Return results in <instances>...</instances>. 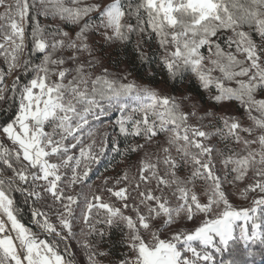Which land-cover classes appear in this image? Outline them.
Masks as SVG:
<instances>
[{
  "label": "snow or ice",
  "instance_id": "6c2138e0",
  "mask_svg": "<svg viewBox=\"0 0 264 264\" xmlns=\"http://www.w3.org/2000/svg\"><path fill=\"white\" fill-rule=\"evenodd\" d=\"M0 109V264L264 245V0H0Z\"/></svg>",
  "mask_w": 264,
  "mask_h": 264
},
{
  "label": "trees",
  "instance_id": "16d2710c",
  "mask_svg": "<svg viewBox=\"0 0 264 264\" xmlns=\"http://www.w3.org/2000/svg\"><path fill=\"white\" fill-rule=\"evenodd\" d=\"M143 73H138V75H142ZM157 80H160V77L157 76ZM159 85V84H157ZM190 91H195V86H191L190 87ZM204 100L206 101L205 97H204ZM11 114V110H9L7 113L4 112L2 109H0V122L4 121L5 119L8 118V115ZM117 115V114H115ZM108 161L105 160L104 162H102V164L99 165V168H103V170L106 168L105 166L107 165ZM106 175H109L108 172L106 173ZM17 200H18V204H19V207L22 209V213H21V216H22V219L23 221L28 224L30 227L33 226L35 227L32 222H31V212H30V207L29 205L25 204L23 202V197L18 193L17 194ZM25 212L28 213V216L30 217H27L25 216ZM117 239H114L113 243H115ZM118 247V248H117ZM241 248H243V245L241 244L240 245ZM117 248V250H116ZM116 248L114 249L115 250V253L116 254H119L122 252V249L117 245ZM249 251H251L253 253L252 256H246V260L248 261V264H264V245H259V244H256V245H249ZM224 259H230L231 256L226 252L223 256Z\"/></svg>",
  "mask_w": 264,
  "mask_h": 264
},
{
  "label": "rangeland",
  "instance_id": "374dc122",
  "mask_svg": "<svg viewBox=\"0 0 264 264\" xmlns=\"http://www.w3.org/2000/svg\"><path fill=\"white\" fill-rule=\"evenodd\" d=\"M157 87H160V85H156ZM205 99L207 100V96L205 95ZM118 115V114H117ZM115 118V114L113 115V119ZM119 157H117V164L119 163ZM106 168L108 167V163H107V165L105 166ZM113 167L114 168H116V171H120L121 169H120V167H116V165H113ZM122 167V166H121ZM105 168V169H106ZM105 169L103 170V168H99V165L96 167V170H95V172H94V174H93V177H92V179H93V181L95 182V184H99L100 182H101V180L100 179H97L96 177L97 176H100L101 177V179L103 178V176H101V174H103V175H106L105 174V172L107 173L108 172V174L109 175H106V176H112V175H115V171H112V170H109V171H105ZM235 204H239V203H241V201L238 199V198H234V201H233ZM25 216H27V217H29L28 216V213H26L25 212ZM30 218V217H29ZM31 227H33V226H31ZM34 229H35V227H33ZM37 231H38V229H36ZM117 238H119V234L118 233H116V234H114L113 235V238H112V240L114 241V239H117ZM69 243H70V245H71V250L72 251H74V252H76L77 253V259H78V261H79V264H86V258H85V256L83 255V253H82V251L80 250V248H79V245L77 244V242L75 241V240H72V241H69ZM116 248V247H115ZM114 248V249H115ZM118 248V247H117ZM117 248H116V250H117ZM115 251V250H114ZM122 251H124L123 249H122ZM122 253V252H121ZM121 253H119V254H121ZM247 257H245V259H246Z\"/></svg>",
  "mask_w": 264,
  "mask_h": 264
}]
</instances>
